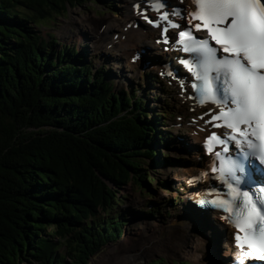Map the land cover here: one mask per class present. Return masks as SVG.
Masks as SVG:
<instances>
[{"label":"trees","instance_id":"16d2710c","mask_svg":"<svg viewBox=\"0 0 264 264\" xmlns=\"http://www.w3.org/2000/svg\"><path fill=\"white\" fill-rule=\"evenodd\" d=\"M85 1L0 0V264H88L121 234L97 219L117 191H151L164 115L38 33Z\"/></svg>","mask_w":264,"mask_h":264},{"label":"snow or ice","instance_id":"6c2138e0","mask_svg":"<svg viewBox=\"0 0 264 264\" xmlns=\"http://www.w3.org/2000/svg\"><path fill=\"white\" fill-rule=\"evenodd\" d=\"M192 3L194 10L188 11L185 25L172 20L169 12L161 11L162 0H147L157 19L147 15L144 18L161 28L165 43L170 30H178L172 34L173 40L184 53L194 54L193 59H181L180 63L196 81L191 87L198 102L214 104L218 109L209 110L206 123L227 130L210 133L205 142L207 152L219 161V167L214 162L211 171L224 182L226 198L206 192L205 196L213 198L201 199L199 203L211 204L228 214L237 230L236 264L264 261V180L253 178L257 171L264 174V168L255 163L264 165V0ZM171 15L181 13L174 11ZM200 32L203 37L194 34ZM229 144L239 149L235 157L227 155ZM217 146L219 151L215 150Z\"/></svg>","mask_w":264,"mask_h":264},{"label":"rangeland","instance_id":"374dc122","mask_svg":"<svg viewBox=\"0 0 264 264\" xmlns=\"http://www.w3.org/2000/svg\"><path fill=\"white\" fill-rule=\"evenodd\" d=\"M17 9L22 10L23 8L18 7ZM128 10L129 8L121 4L120 0H113L111 5L90 0L80 7L72 8L68 6L66 12L54 20V24L45 25V29L42 30L44 32L53 33L60 44L65 45L68 43L69 45L80 46L79 43H86L89 46V38H86V41H84V39H82V31L86 33L90 32L91 36H93V31L95 32L96 28H98L99 31L100 28L104 26V29L99 33L104 32L106 38H109V34L111 36L113 33H118L119 26H117V22L120 21L122 15L128 12ZM114 21L117 24L112 23ZM93 28L95 30H93ZM108 30L111 32L109 31V33H106ZM102 51L103 52H96L93 49L90 50L92 54L90 55L98 59H91L94 70H96V66L103 64L100 59L104 57L106 58L103 61H108L107 59L109 58L112 59L107 68L112 69V71H110L115 76V89H121V91L126 93L130 90H134V94L137 97H144V99L147 100L146 105L150 109L148 114L151 117L158 114L162 115L163 110L168 108H172L176 111L178 117L180 115L185 116V110H183V113L180 111L181 107L177 103V96L173 94L171 90L165 91V95H163L160 92L158 93L154 87L147 88V82L149 81V75H147V73L151 71V69H147L142 74L138 68H132V65L127 63V57L122 51H114L113 48L108 47ZM149 84H151V82ZM170 89H172V87H170ZM175 117L176 118L168 119L167 122L165 121L167 123L166 127H160L161 129L167 130L169 136L174 139V142H171V144L167 146L168 148H159V152L157 153L160 159H165L164 165L160 169H155L150 163L145 166L146 172L149 171L151 177L155 180L150 184L151 191L147 189L144 190L131 183L117 191V198L122 201L117 211L123 213L127 210L133 216H129L125 212L126 224L123 227V235L115 242L102 248L88 261V264H133V261L135 259H140L141 253L145 252V250L138 245L137 241L139 237L138 230L145 227H150L154 230H162V233L156 232L158 235H161L160 240L163 244L173 238L171 234L178 235L180 232L186 231V228L182 227L180 221L185 218V206H187L186 194L183 189L186 184V179L183 177V174L195 168V156L190 148L186 146L187 143H190L191 139H188L189 129L185 125V119L183 118L184 120L180 121L177 116ZM181 145H185V148ZM155 158L157 159V156H155ZM151 204L156 205L155 210L156 208L157 210L155 214H144L151 208ZM103 216V213L99 215V217ZM134 216H140L137 218L138 221L130 219V217L134 218ZM180 217L183 218L180 219ZM143 222L148 224H144ZM206 230L211 239H216L213 238L212 235L210 236V232L207 228ZM200 231L202 232V230ZM49 232L50 230L48 229L47 233ZM207 234L205 233L206 236H208ZM188 240L190 243L187 247L173 244L170 247V252H155L149 259H146L143 264H152L154 261H159L160 264H172L173 262L199 264V258L202 256L199 250L200 247L198 243L191 242L190 239ZM171 241L172 240H170V242ZM220 243V250L217 254L218 258L219 255L220 257L222 256L223 251L222 242L220 241ZM176 247L181 250L182 254L169 256L172 249ZM158 249L160 250L159 247ZM61 252L64 253L63 250H61ZM214 253L216 254V250ZM215 254L213 262L214 264H219L216 260L217 258H215ZM187 255H191L192 259L185 258ZM206 259L209 260L207 256Z\"/></svg>","mask_w":264,"mask_h":264},{"label":"bare ground","instance_id":"6f19581e","mask_svg":"<svg viewBox=\"0 0 264 264\" xmlns=\"http://www.w3.org/2000/svg\"><path fill=\"white\" fill-rule=\"evenodd\" d=\"M131 1L134 2L136 0H124V4L127 5ZM132 17L129 16L128 14H123L120 21L117 22L118 23L117 26H120V31H119L120 33L117 34L119 39L116 42H114L113 39L111 40V38L114 34H112L110 36V38L107 39L104 32L102 34H100L98 31H96L94 33V35L92 36L93 37V45L96 47H100L101 45H104V44L105 45L111 44L115 50H120L123 52V54H125V56H127L128 62H129V59L133 56V54L135 55V52H133V50L138 51L140 47L148 48L151 51H158V52H160V49L163 50L164 45H162L160 43L156 44L154 42V38L151 35V33L146 31V30L143 31L142 29L139 28L137 30L126 29L124 31V27L126 26V23L129 20H131ZM134 18H136V17H134ZM134 18L132 20H134ZM112 23H115V21ZM117 23H115V24H117ZM121 23H123V24H121ZM93 30H95V29L93 28ZM157 39H159V37H157ZM181 96H182L181 91H178L177 103L183 108H189L190 106H189V102L187 101L186 96L185 95H183L182 97ZM190 136H191L190 139H191L192 143H197L199 140V137H202L201 131L197 125L194 127L193 126L191 127ZM194 159H195V168L193 170H188L187 173L183 174V177H185V178L190 177L195 173L203 172L204 170H206L205 164H207V160L205 158L201 157V155H199V156L196 155V157H194ZM189 215L190 214L185 215L184 219H181L183 217H180L182 227L186 228V231L180 232V234H178V235L171 234L173 236V238L170 240H172V241L170 242V240H168L167 243H165V244H163L162 241L160 240L161 235L157 234V232L162 233V230H154L153 228H150V227H145L141 230H138V232H139L138 233L139 237L137 239L138 245L142 249H144L145 252L144 253L142 252L140 255V259H135L133 261V264H143V262H145L146 259H149V257L151 255H153L155 252L163 253L165 251L164 253H167L171 249L170 247L173 244L180 245L182 247H187V245L190 243V241L188 239H190L191 242L198 243V246L200 247L199 250L201 251L202 256L199 258V264H207V261H206V253L207 252H205V251H207L206 246L208 245V242H207L206 238H210V237L206 232L207 231L206 228L210 232V236L212 235L213 238H216L215 239L216 242L223 240L224 243L228 239L227 238L228 228L225 227L224 223H222L220 221L215 222V221L211 220L210 218L209 219H207V218L202 219L199 215H196V216H193V215L189 216ZM183 220H184V222H183ZM143 223L148 224L146 222H143ZM195 227H197V230L195 229ZM200 230H202V232ZM205 233L208 236H206ZM158 247L160 248V250L158 249ZM231 251H232L231 246L229 244H225V247H224L225 253L223 254V256L226 257L227 254H229V259L233 260L235 258V256L231 255ZM180 253L182 254L181 250L176 247V248L172 249L169 256L179 255ZM185 258H189V259L191 258L192 259L191 255H187Z\"/></svg>","mask_w":264,"mask_h":264}]
</instances>
